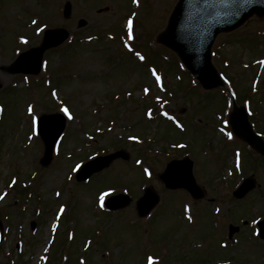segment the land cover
I'll return each instance as SVG.
<instances>
[{"label":"rangeland","instance_id":"1","mask_svg":"<svg viewBox=\"0 0 264 264\" xmlns=\"http://www.w3.org/2000/svg\"><path fill=\"white\" fill-rule=\"evenodd\" d=\"M175 1L138 2L132 35L141 60L125 52L117 39L129 0H0V264H63L53 248L73 231L69 250H78L87 264H149L144 257H160L164 248L167 254L161 264L186 262L178 260L181 257L190 264L201 259L200 264H226L223 259H231L229 264H264V240L255 235L256 224L264 217V159L248 155L235 137L227 140L231 100L227 94L224 105L223 90L202 95L198 87L188 85L182 95L171 94L178 90L180 77L184 85L188 80L175 64L169 66L174 53L153 43ZM66 2L71 11L64 17ZM51 28H64L70 35L44 51L41 71L25 76L29 80L10 73L8 67L18 53L39 45ZM263 32L264 18L253 17L233 32L218 35L214 43L220 54L216 63L238 89L236 107L243 98L250 100L252 117L262 132ZM221 58L229 64L223 66ZM30 105L36 117L63 113L64 107L73 117L67 118L46 166L40 164L44 147L37 131L33 133ZM134 135L142 137L129 139ZM176 141L188 147L171 145ZM115 150H124L128 158L114 160L86 182L75 181L77 164L97 152ZM186 153L206 193L203 199L193 200L185 190H167L157 178L171 159ZM16 177L26 182L23 193L29 195L21 198L14 190L6 192L7 182ZM245 177L252 178L255 187L236 199L231 192ZM117 185L130 186L131 201L107 214L100 208L97 191ZM146 186L161 201L140 218L135 203ZM121 192L127 191L114 194ZM107 193L105 198L113 194ZM230 224L238 231L228 239ZM94 230L97 234L90 239Z\"/></svg>","mask_w":264,"mask_h":264},{"label":"water","instance_id":"2","mask_svg":"<svg viewBox=\"0 0 264 264\" xmlns=\"http://www.w3.org/2000/svg\"><path fill=\"white\" fill-rule=\"evenodd\" d=\"M70 13V3L64 8V15ZM251 17L264 18V0H177L167 24L155 37V41L172 50L196 78L204 89L223 86L218 71L211 62V46L216 36L221 32L232 31L241 26ZM83 21L80 22L82 24ZM68 36L64 29L46 31L41 45L22 53L21 58L32 55L28 63L30 67H11L13 72H38L43 51L56 46ZM20 61L17 60L16 64ZM15 64V65H16ZM13 66V65H12ZM229 122L234 134L248 143L253 150L264 155V141L253 131L248 121L247 111L243 106L236 107L229 115ZM64 127V120L59 115L42 116L39 121V132L45 143L44 156L41 160L47 165L51 159L54 143ZM127 159L124 151H116L104 156H98L86 162L78 171V181L86 179L93 172L99 171L117 158ZM193 162L187 157L170 161L166 169L158 175L167 188H184L193 198L204 196V192L197 185L192 174ZM254 187L251 178L243 180L242 184L233 192L240 198ZM158 195L150 188L138 200L137 208L140 215L147 214L158 202ZM129 202L127 196H114L107 201L110 208H119ZM260 236L264 238V219L259 223ZM236 228H232L231 234Z\"/></svg>","mask_w":264,"mask_h":264},{"label":"snow or ice","instance_id":"3","mask_svg":"<svg viewBox=\"0 0 264 264\" xmlns=\"http://www.w3.org/2000/svg\"><path fill=\"white\" fill-rule=\"evenodd\" d=\"M132 2H133V3H137V0H132ZM32 23L35 24L36 21L33 20ZM127 26H128V38H129V39H132L133 37H132V20H131V19L128 20V22H127ZM22 42H23V43H27V41H24V40H22ZM125 46L127 47V45H125ZM129 51H132V49L129 48ZM136 55L139 57V59H141V60L144 59V57L141 56L139 53H136ZM260 63L264 64V61H260ZM152 74H153V76L156 77L157 82H159L160 77L156 75L155 71H153ZM147 92H148V89H145V93H147ZM53 95H55V93H53ZM60 111L63 112L64 115H65L69 120H71V119L73 118V117L71 116V114H70L68 108H66V107L61 108ZM28 113H29V115L31 116V124H32V130H33V133H35V131H36V124H37V117H36L35 115H33V109H32V106H31V105L28 107ZM149 115H151V113H149ZM164 115H165V116H168L167 113H164ZM168 119L171 120V119H173V118H172L171 116H168ZM177 127H181V126H180L179 124H177ZM229 138H231V134H230V133H229ZM129 139H131V140H135L136 138H135V137H129ZM181 147H183V146L181 145ZM137 163H140V161H137ZM79 167H80V165L77 164V165H76V168H79ZM73 170L75 171V169H73ZM144 172H145L146 175H150V172H149V170H148L147 168L144 169ZM14 183H15V181H13V184H14ZM10 186H11V185H10ZM57 195H59V193H57ZM107 195H108L107 192H102V193H100V195H99L100 207H103V201H104L105 196H107ZM0 199H3V197H0ZM185 210L187 211V208H186ZM217 211H219V210H217ZM61 212H63V208H61ZM53 228H55V225H53ZM149 264H152L151 258H150V260H149Z\"/></svg>","mask_w":264,"mask_h":264}]
</instances>
